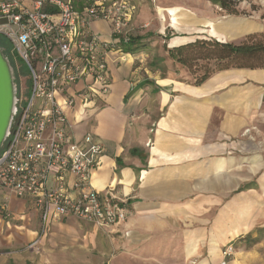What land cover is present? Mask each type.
I'll return each instance as SVG.
<instances>
[{
  "label": "crops",
  "instance_id": "0c3cea01",
  "mask_svg": "<svg viewBox=\"0 0 264 264\" xmlns=\"http://www.w3.org/2000/svg\"><path fill=\"white\" fill-rule=\"evenodd\" d=\"M132 2L141 48L125 61L111 51L109 93L68 110L75 137L92 133L104 146L92 187L127 199L130 216L111 229L67 216L30 246L39 211L11 195V211L34 220L19 236L0 218V264H238L243 243L264 233V68L197 84L181 79L170 54L197 39L242 43L261 21L222 15L213 0ZM91 27L112 39L110 21ZM230 243L242 250L224 259Z\"/></svg>",
  "mask_w": 264,
  "mask_h": 264
},
{
  "label": "built area",
  "instance_id": "2783aa9c",
  "mask_svg": "<svg viewBox=\"0 0 264 264\" xmlns=\"http://www.w3.org/2000/svg\"><path fill=\"white\" fill-rule=\"evenodd\" d=\"M135 10L132 0H0V36L18 75L17 110L0 150V218L13 216L11 195L30 202L40 214L30 246L67 216L111 229L131 214L127 199L92 187L104 146L92 133L78 140L68 110L109 93V54L126 60ZM100 20L111 22V40L93 31ZM234 253L233 243L222 250L224 259Z\"/></svg>",
  "mask_w": 264,
  "mask_h": 264
},
{
  "label": "trees",
  "instance_id": "16d2710c",
  "mask_svg": "<svg viewBox=\"0 0 264 264\" xmlns=\"http://www.w3.org/2000/svg\"><path fill=\"white\" fill-rule=\"evenodd\" d=\"M242 0H213L228 13H240L238 3ZM255 34L247 36L242 43L222 42L213 39H197L193 42L170 49V54L184 66L199 60H205V72L196 79V83L204 82L216 71L228 68H264V62L254 63V59L264 58V42L255 40ZM1 45V43H0ZM2 46V45H1ZM139 37H131L130 42L123 45L125 52L134 53L141 48ZM240 59L241 61H236ZM250 238V237H249ZM256 242V238H250Z\"/></svg>",
  "mask_w": 264,
  "mask_h": 264
},
{
  "label": "rangeland",
  "instance_id": "374dc122",
  "mask_svg": "<svg viewBox=\"0 0 264 264\" xmlns=\"http://www.w3.org/2000/svg\"><path fill=\"white\" fill-rule=\"evenodd\" d=\"M238 9L242 16L246 18H254L261 21L263 25V29L258 33H253V34L256 35L254 37L255 40L264 42V0H242L238 3ZM217 10L222 15L227 14L225 10L222 9V7L220 8L218 6ZM0 43L4 48L9 47L8 41L3 36H0ZM236 61L240 62L241 60L237 59ZM261 62H264V58L254 59V63H261ZM205 63H206L205 60L201 59L199 60V62H197V64L196 62H194L191 65V67L182 65L181 70L179 71L181 79L190 82H196V79L205 72V68L203 67ZM21 71L23 75L28 74V68L26 66L22 65ZM29 212L30 211H28V213L26 214H18L14 212L13 216L10 219H4L5 221L10 222V225L9 226L5 225V228L10 230L11 232H15L19 236H22L23 232L29 230V228H32L31 223L34 219H32V217L30 216L28 218V215L30 214ZM22 215H25L26 220H23L21 218ZM3 232L5 233L6 231L1 229L0 239L2 238L1 235H3ZM261 238H264V233L259 234V237L257 239H261ZM243 244L246 245L245 247L250 248V250L246 251V253L241 254V259L239 258L238 264H241L243 262H245V264H264V239L259 243H255L254 241L249 240L248 242H246V244L245 243ZM19 245L21 244L18 243L17 246ZM239 246H240L239 243H237V245L236 244L234 245L236 252V254L234 253L235 257L237 255V251L242 250L239 249ZM12 247H14V245Z\"/></svg>",
  "mask_w": 264,
  "mask_h": 264
},
{
  "label": "water",
  "instance_id": "95a60500",
  "mask_svg": "<svg viewBox=\"0 0 264 264\" xmlns=\"http://www.w3.org/2000/svg\"><path fill=\"white\" fill-rule=\"evenodd\" d=\"M17 102L15 67L5 48L0 45V150L10 134Z\"/></svg>",
  "mask_w": 264,
  "mask_h": 264
},
{
  "label": "flooded vegetation",
  "instance_id": "af4514ba",
  "mask_svg": "<svg viewBox=\"0 0 264 264\" xmlns=\"http://www.w3.org/2000/svg\"><path fill=\"white\" fill-rule=\"evenodd\" d=\"M15 73H16V71H15ZM16 81L18 82V75H17V73H16Z\"/></svg>",
  "mask_w": 264,
  "mask_h": 264
}]
</instances>
